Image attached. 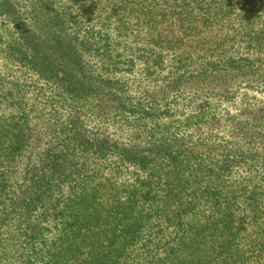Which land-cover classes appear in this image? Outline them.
I'll use <instances>...</instances> for the list:
<instances>
[{"label": "trees", "instance_id": "16d2710c", "mask_svg": "<svg viewBox=\"0 0 264 264\" xmlns=\"http://www.w3.org/2000/svg\"><path fill=\"white\" fill-rule=\"evenodd\" d=\"M1 26L55 97L0 69V264H264V103L218 110L264 89V0H0Z\"/></svg>", "mask_w": 264, "mask_h": 264}, {"label": "rangeland", "instance_id": "374dc122", "mask_svg": "<svg viewBox=\"0 0 264 264\" xmlns=\"http://www.w3.org/2000/svg\"><path fill=\"white\" fill-rule=\"evenodd\" d=\"M197 30H200L201 27H197ZM216 30L213 29L211 33H214ZM6 30L1 26L0 27V36H3L6 34ZM201 32V35L204 36L206 33V36L211 34L208 32ZM192 42V43H190ZM186 43H189V45L193 44L195 45L197 43L196 40H186ZM199 43V42H198ZM197 43V44H198ZM189 45L187 46V49L190 51V55L192 54V49L189 48ZM127 46L128 50L131 49H135L136 46L132 45V44H127L125 45ZM3 47L0 48V69L2 71V74L6 77L9 78L11 81H14L15 83H17L19 85V89H22L24 92H26L29 96H33L34 98H39L41 102L46 103L49 102L53 97H55V92H54V88L51 85H46V82L41 80L39 78V76L34 73L32 70H30L29 68H23L21 67V65L19 64V62H7L6 61V53L5 51L3 52ZM151 49L155 50L156 52H147L142 54V57L144 60H146V58H152V57H157L160 55L161 56H165L166 53L161 52V50H159V48H155L153 46L150 47ZM116 52H118V50H122V46H117L116 47ZM171 55V54H170ZM138 79L137 74H135L134 78ZM135 78V79H136ZM139 81V80H138ZM52 87V89L50 88ZM246 93V92H244ZM249 103L252 104H259V103H264V89L259 87L258 90L254 89L252 90V92L247 93V96H245L243 98V101L240 103H237L236 105L233 104H228V103H219L218 104V110L219 111H227L230 113H234L236 111V108L241 107L242 105H248ZM5 105H3V110L0 113L3 114V112H6L5 110ZM255 117L253 118H258V120H263L262 117H264V109H255L253 110ZM168 122V121H167ZM173 123V122H172ZM172 123H170L169 125H171ZM168 125V126H169ZM179 125L178 123H176V126ZM167 126V127H168ZM3 125L0 124V136H2V132H3Z\"/></svg>", "mask_w": 264, "mask_h": 264}]
</instances>
